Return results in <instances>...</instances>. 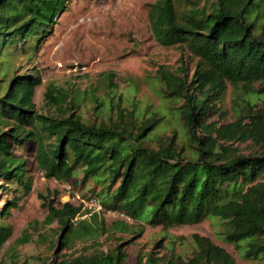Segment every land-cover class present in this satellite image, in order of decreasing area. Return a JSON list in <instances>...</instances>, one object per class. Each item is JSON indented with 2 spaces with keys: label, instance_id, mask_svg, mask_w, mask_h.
I'll use <instances>...</instances> for the list:
<instances>
[{
  "label": "trees",
  "instance_id": "trees-1",
  "mask_svg": "<svg viewBox=\"0 0 264 264\" xmlns=\"http://www.w3.org/2000/svg\"><path fill=\"white\" fill-rule=\"evenodd\" d=\"M69 0H0V260L12 234L10 209L28 194V156L45 176L76 178L100 210L70 201L49 205L46 224L57 222L65 244L97 239L108 230L140 236L144 226L168 229L213 219L225 241L264 264V0H157L149 4L152 34L163 46L188 51L194 60L157 71L161 98L179 125L164 130L166 115L138 106H95L104 118L90 121L70 91L48 86L39 112L34 100L42 83L30 59ZM19 63V64H18ZM233 87V120L224 98ZM242 149H245L243 151ZM247 150V151H246ZM85 195V196H88ZM11 198V199H9ZM107 212L122 219L107 226ZM127 220L138 227L132 230ZM63 236V237H62ZM192 255L138 254L136 264H239L209 237L193 235ZM121 240L106 251L49 264H123ZM171 251L173 249L171 248Z\"/></svg>",
  "mask_w": 264,
  "mask_h": 264
},
{
  "label": "rangeland",
  "instance_id": "rangeland-1",
  "mask_svg": "<svg viewBox=\"0 0 264 264\" xmlns=\"http://www.w3.org/2000/svg\"><path fill=\"white\" fill-rule=\"evenodd\" d=\"M155 1L69 0L32 57H20L22 66L18 67V72L31 68V64L40 70L42 83L36 87L34 96L38 111L48 112L45 92L48 86H55L70 91L79 112L90 121L104 118L94 108L110 97L114 106L162 111L166 115L163 131L171 134L179 123L168 109L170 104L161 98L157 71L162 66L175 70L183 64L192 72L194 60L185 49L163 46L154 38L148 9ZM224 108L226 119L233 120L232 86H228ZM27 167L32 186L28 194L21 196L17 206L10 209L5 220L12 225V234L2 245L1 253L5 252V257L0 264H49L53 259L60 261L99 249L106 251L129 238L133 242L126 246L128 256L123 264H136L138 254L149 252L157 256H170L174 252L187 258L192 255L194 234L209 237L223 246L239 264H254L244 258L243 251L235 244L224 240L213 219L168 229L145 225L140 236L131 231L110 229L97 239H75L61 244L60 225L45 223L49 205L60 206L70 201L83 212L76 221L84 218L91 221L85 207L90 203L88 192L92 183L89 181L83 189L75 184L76 178L61 182L47 177L36 168L31 156H28ZM5 203V199L0 200V205ZM103 217L110 227L122 219L114 212H107ZM127 222L132 230L138 227L130 220Z\"/></svg>",
  "mask_w": 264,
  "mask_h": 264
},
{
  "label": "built area",
  "instance_id": "built-area-1",
  "mask_svg": "<svg viewBox=\"0 0 264 264\" xmlns=\"http://www.w3.org/2000/svg\"><path fill=\"white\" fill-rule=\"evenodd\" d=\"M85 208H89L91 210H100L102 209V205L100 204V202L97 199H90V203L86 205Z\"/></svg>",
  "mask_w": 264,
  "mask_h": 264
}]
</instances>
